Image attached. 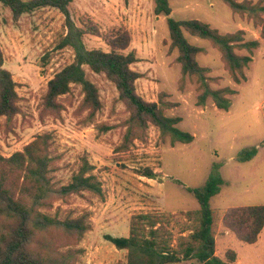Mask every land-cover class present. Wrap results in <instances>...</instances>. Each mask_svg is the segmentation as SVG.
<instances>
[{
  "label": "rangeland",
  "instance_id": "374dc122",
  "mask_svg": "<svg viewBox=\"0 0 264 264\" xmlns=\"http://www.w3.org/2000/svg\"><path fill=\"white\" fill-rule=\"evenodd\" d=\"M174 19H199L221 34L244 32V40L257 39L252 60L244 70L245 79L236 83L226 69L221 52L209 41L184 32L191 44L203 49L196 57L209 70L213 89L229 87L227 111L218 109L211 99L197 104L200 92L188 78L181 80L178 52L171 49L166 17L154 13V0H72L71 17L78 25L91 23L98 32L85 34L87 48L108 50L105 37L117 28L131 36L126 52L133 50L138 61L132 68L141 74L136 92L146 101L159 97L174 103L164 109L169 116H180L179 128L190 132V143H170L156 127L147 128L144 139H136L125 152H115L122 139L123 121L128 113L117 100L114 85L104 75L91 73L103 105L93 124H85L86 111L78 110L82 98L79 86L59 98L63 106L53 113L43 107L47 81L73 60L69 47L58 48L65 35L64 16L56 8L45 7L14 20L10 10L0 3V49L4 67L16 81L21 113L11 122L0 117V154L9 156L21 150L37 135L49 133L51 155L55 158L53 181L65 184L85 156L94 166L104 190V199L75 196L67 207L90 212V231L77 247L83 249L77 264H125L126 251L116 249L104 235H127L130 216L139 211L174 214L169 225L174 243L178 231L192 228L198 202L192 191L201 189L214 164L223 182L210 199L214 214L215 253L223 257L228 249L236 253L237 264H264V227L256 243L238 241L225 235L221 219L231 207L264 204V39L261 28L244 15L232 12L221 0H168ZM256 1V0H253ZM244 54L245 50L238 51ZM182 87H181V86ZM110 125L100 132L97 124ZM256 147V155L240 162V151ZM149 168L157 176L150 179L138 171ZM186 231L184 234H187ZM232 235V236H231ZM234 237V238H233ZM174 264H200L182 261Z\"/></svg>",
  "mask_w": 264,
  "mask_h": 264
},
{
  "label": "trees",
  "instance_id": "16d2710c",
  "mask_svg": "<svg viewBox=\"0 0 264 264\" xmlns=\"http://www.w3.org/2000/svg\"><path fill=\"white\" fill-rule=\"evenodd\" d=\"M221 1L232 12L244 15L254 25L260 26V36L264 39V0ZM71 2L0 0L10 10L14 20L45 7L56 8L64 16L66 32L58 48H71L73 60L47 81L44 109L60 112L63 106L59 98L79 86L82 98L78 110L86 111L85 124H93L103 105L96 84L88 77V69L91 73L104 75L114 85L117 100L128 113L122 124V139L115 152H125L136 139H144L150 125L158 129L162 138L168 137L171 144L192 142L194 136L178 126L182 118L164 113V109L174 106V103L164 101L162 97L156 102L146 101L136 92L135 82L141 74L132 68V64L138 61L135 52L125 51L131 42L129 32L122 28L112 30L105 37L107 51L87 48L84 35L95 34L98 30L91 23L78 26L73 21L69 9ZM154 4V13L166 17L170 47L178 52L176 60L180 64L181 80L190 79L200 91L197 104L204 105L207 99H211L218 109L227 111L231 105L230 96L237 91L229 87H211L208 68L199 65L196 59L203 49L191 44L184 32L215 46L236 83L245 79L244 70L251 62L253 49L259 46V41L244 40L242 30L221 34L199 19H174L170 16L172 9L168 0H154ZM241 50L246 53H238ZM3 65L0 49V117L9 123L21 113V109L16 81ZM97 128L104 132L110 129V125L100 123ZM51 146L50 134L42 133L21 150L7 157L0 154V264H77L83 252L77 244L91 229L90 212L87 209L77 212L75 208L65 207L75 196L103 200L102 183L85 156L80 158L67 183H55L51 174L55 171L56 156L51 155ZM256 152V147L244 149L237 159L240 162L249 161ZM212 168L204 186L192 191L199 205L198 210L183 211L187 217L197 216L195 225L179 230L177 243L173 242L169 227L174 214L167 212H135L129 218L126 236L104 235L105 240L116 249L126 251L125 264H172L182 261L237 264L233 249H228L223 257L215 254L214 214L210 199L218 193L223 180L218 172L219 165L214 164ZM138 175L155 179L157 173L145 168L139 170ZM221 224L238 241L254 244L264 227V204L228 208L223 212ZM186 231L188 233L184 234Z\"/></svg>",
  "mask_w": 264,
  "mask_h": 264
},
{
  "label": "crops",
  "instance_id": "0c3cea01",
  "mask_svg": "<svg viewBox=\"0 0 264 264\" xmlns=\"http://www.w3.org/2000/svg\"><path fill=\"white\" fill-rule=\"evenodd\" d=\"M228 234H230V232H229V231H225V235H226L227 238H229V236H230V235H228ZM231 234H232V233H231ZM232 235H233V234H232ZM232 235H231V236H232ZM233 236H234V235H233ZM234 237H235V236H234ZM234 237H233V238H234ZM215 254L218 255L217 253H215ZM177 263H178V262H177ZM172 264H174V263H172Z\"/></svg>",
  "mask_w": 264,
  "mask_h": 264
}]
</instances>
